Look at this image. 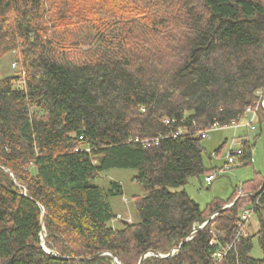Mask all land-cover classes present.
<instances>
[{
    "label": "trees",
    "instance_id": "1",
    "mask_svg": "<svg viewBox=\"0 0 264 264\" xmlns=\"http://www.w3.org/2000/svg\"><path fill=\"white\" fill-rule=\"evenodd\" d=\"M10 53L21 73L0 79V264H139L149 252L141 264H264L263 180L204 209L184 189L216 171L199 133L230 125L264 87V0H0V61ZM256 124L239 166L264 109ZM112 169L134 170L144 190L119 227L109 198L121 185L93 184ZM245 208L258 228L250 219L243 235Z\"/></svg>",
    "mask_w": 264,
    "mask_h": 264
},
{
    "label": "rangeland",
    "instance_id": "2",
    "mask_svg": "<svg viewBox=\"0 0 264 264\" xmlns=\"http://www.w3.org/2000/svg\"><path fill=\"white\" fill-rule=\"evenodd\" d=\"M83 48L81 51L86 50ZM77 54V53H75ZM83 54V53H81ZM16 67H13V65ZM21 63L17 58V54L10 53L2 58L0 61V79L8 76H17L21 73ZM259 133V132H257ZM241 134H248L250 140L253 139L255 133L245 128H240L234 131L231 128L212 132L209 138L202 141L205 154L203 161L206 168H214L218 171L219 168L224 166L227 159L229 150L237 149L236 137ZM222 150L219 154L215 151L222 145ZM234 157V156H233ZM234 166L230 165L228 170L218 174L211 184H206L205 176L191 177L188 179L187 184L184 186L185 191L201 209H204L214 200H226L230 197L236 187H240L243 183L249 181H264V130L255 141V146L252 153V162L247 166H239L235 160ZM232 166V167H231ZM136 175L134 170H120L112 169L100 174V177L93 182L99 186L104 192L108 191L111 182H118L121 185L123 194L122 196H115L109 198L112 211L115 215L113 219L114 226L119 227L121 221L133 222L137 220L136 208L134 205V196L143 195L144 190L139 185L132 181ZM258 228V220L254 216L247 230L254 233ZM254 256H259V249L257 242H255ZM115 262H119L115 259Z\"/></svg>",
    "mask_w": 264,
    "mask_h": 264
},
{
    "label": "built area",
    "instance_id": "3",
    "mask_svg": "<svg viewBox=\"0 0 264 264\" xmlns=\"http://www.w3.org/2000/svg\"><path fill=\"white\" fill-rule=\"evenodd\" d=\"M13 67H16V64L13 65ZM23 85V82L19 81L17 83V86L18 87H21ZM256 97H257V101L254 103V105L252 106H248L244 109L242 115H240L236 120L232 121L230 123V125L228 126H221L219 124H213L210 128L208 129H205L203 131H201L199 133V136L201 139H206V138H209L210 134L212 132H216V131H220V130H224L226 128H231L233 129L234 131H237L238 129L240 128H245L247 131L250 130L252 131L253 133H257V124H256V121H257V114L259 112V109H264V87L262 89H260L259 91L256 92ZM174 120H169V119H165L164 120V123L167 124V125H170L171 123H173ZM182 129H179V131L177 132L176 135L178 134H181L182 133ZM243 136V138L241 139L240 137ZM244 139H250L249 135L248 134H241V135H238L236 137V142L235 144L237 145V149L235 150H229L228 152V156H227V159L224 163V166L222 168H219L217 172H213L211 174H208L206 177H205V182L206 184H211L212 181L216 178V176L218 174L216 173H223L225 170H228L229 169V166L232 165L234 166L233 164L235 163V160L237 161V156L239 154H241L240 152V145L242 143V141ZM143 143L145 145H148V141H143ZM234 156V157H233ZM238 162V161H237ZM239 165V163H238ZM231 166V167H232ZM241 197L242 196H246L245 194H242L240 195ZM253 213V209L252 208H245V209H242L241 210V219L242 221L239 223V228H240V231H239V234L243 233L244 231V227H245V224L251 219L252 217V214ZM243 235H245L243 233ZM211 244H217V241L216 240H213L211 242ZM230 249V246H226L225 250H229ZM222 253L221 251H218L216 252L213 257L216 259V260H219L222 258Z\"/></svg>",
    "mask_w": 264,
    "mask_h": 264
},
{
    "label": "water",
    "instance_id": "4",
    "mask_svg": "<svg viewBox=\"0 0 264 264\" xmlns=\"http://www.w3.org/2000/svg\"><path fill=\"white\" fill-rule=\"evenodd\" d=\"M233 204H234V202H233L232 204L225 205V206L222 208V211L225 210V209H228V208L231 207ZM41 210H42V212L44 211L43 208H41ZM212 218H213V217H210L209 220H211ZM209 220H208V221H209ZM208 221H207V222H208ZM207 222H206V223H207ZM206 223H205V224H206ZM205 224H203L202 226H204ZM201 228H202V227H201ZM44 237H45V234H44V233H41V238L43 239V241H44ZM42 246H43V249L45 250V252L49 253V251L44 247V242H43ZM54 254H55V253H54ZM150 255H155V254L152 253V252H149V253L144 254V255L141 257L139 264H141V262L143 261V259H145L147 256H150ZM156 256H159V257H161V258L166 257V256H163V255H156ZM118 264H119V263H118Z\"/></svg>",
    "mask_w": 264,
    "mask_h": 264
},
{
    "label": "crops",
    "instance_id": "5",
    "mask_svg": "<svg viewBox=\"0 0 264 264\" xmlns=\"http://www.w3.org/2000/svg\"><path fill=\"white\" fill-rule=\"evenodd\" d=\"M111 225H112V226H114V223H113V221H111ZM115 227H116V226H115Z\"/></svg>",
    "mask_w": 264,
    "mask_h": 264
}]
</instances>
